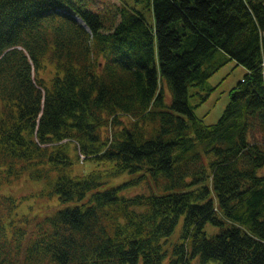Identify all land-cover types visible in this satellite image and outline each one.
<instances>
[{"label":"trees","instance_id":"obj_1","mask_svg":"<svg viewBox=\"0 0 264 264\" xmlns=\"http://www.w3.org/2000/svg\"><path fill=\"white\" fill-rule=\"evenodd\" d=\"M146 3L151 22L127 3L0 0V264H264V0ZM230 60L247 72L208 125L190 87ZM123 173L158 192L104 187ZM22 178L44 186L3 192ZM34 196L51 210L17 214Z\"/></svg>","mask_w":264,"mask_h":264},{"label":"rangeland","instance_id":"obj_2","mask_svg":"<svg viewBox=\"0 0 264 264\" xmlns=\"http://www.w3.org/2000/svg\"><path fill=\"white\" fill-rule=\"evenodd\" d=\"M92 5L96 7L97 10H99L101 13L107 10H113L115 6H123L126 3L128 5H134L138 10L141 11V13L144 15V18L147 22H151L152 20V13H150L146 0H89ZM53 69L52 64L45 67L43 71H41V76L44 79H48L51 75V70ZM247 70L242 65L237 63L234 60H230L227 63L224 64L223 67H221L219 70H217L212 77L208 79V81L203 85V88L198 86H192L190 87V97L189 104L191 105L193 109V113L198 117L201 118L204 123L211 125L215 124L220 115L222 114L224 107L228 103L230 97L229 92L232 88L236 87V83L245 76ZM212 88L213 90L210 91L208 97L204 102L197 105L200 102L199 94L204 95V93L207 91V89ZM165 98L167 102H169V95L167 90H165ZM80 158L82 156L80 155ZM79 161L75 165V169L78 172L86 173L87 171H90L92 169H98L99 167H96L95 164L87 160L85 162ZM133 178H135L134 173H123L120 176L116 178H111L107 182V184L104 187H109L110 185H116L120 184L122 182L127 183L126 186H124L122 189V192L126 195H132L133 193H142L144 192H150V189L154 192H158V188L154 187L152 184L150 186L147 184V178H142L138 180L137 182H130ZM147 185L149 187H147ZM44 186L43 181H36V180H27L25 178H22L20 181L12 182V185H5L3 188V192L5 194H13L17 196L18 198L25 196H29L31 194H34V191H36L39 188H42ZM38 200L37 198L31 197L26 200H23L21 205L19 206L17 210V214L23 215L24 213L31 212L32 214L38 213L41 214L43 212L40 211V207L42 209L51 210L49 207L46 208L45 206L49 205L50 203H47V201H42L40 204V207L38 206ZM55 207L58 206L57 202L53 200L51 202ZM30 207L32 208L30 210ZM53 210V208H52ZM46 213H51V211H46ZM182 219L180 220L177 227L174 229V232L170 235L168 238V241L170 244L177 243V241L180 239V228H181ZM204 229L208 236L214 235L219 233L220 228L214 226L211 222H207L204 225ZM191 264H198L196 260H192ZM208 264H217L215 261H211Z\"/></svg>","mask_w":264,"mask_h":264},{"label":"water","instance_id":"obj_3","mask_svg":"<svg viewBox=\"0 0 264 264\" xmlns=\"http://www.w3.org/2000/svg\"><path fill=\"white\" fill-rule=\"evenodd\" d=\"M78 21H80V20L78 19Z\"/></svg>","mask_w":264,"mask_h":264}]
</instances>
